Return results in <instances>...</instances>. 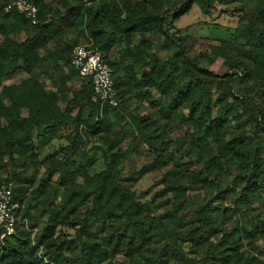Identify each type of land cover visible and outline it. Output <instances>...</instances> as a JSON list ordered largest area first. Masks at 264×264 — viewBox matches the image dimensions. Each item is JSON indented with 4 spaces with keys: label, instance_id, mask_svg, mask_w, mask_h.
<instances>
[{
    "label": "trees",
    "instance_id": "1",
    "mask_svg": "<svg viewBox=\"0 0 264 264\" xmlns=\"http://www.w3.org/2000/svg\"><path fill=\"white\" fill-rule=\"evenodd\" d=\"M13 1L0 0V186L37 232L18 225L0 264H264V0H27L36 25ZM229 5L231 40L187 45L177 21ZM80 44L110 66L116 106L72 65ZM134 156L159 177L147 199L124 172Z\"/></svg>",
    "mask_w": 264,
    "mask_h": 264
},
{
    "label": "rangeland",
    "instance_id": "2",
    "mask_svg": "<svg viewBox=\"0 0 264 264\" xmlns=\"http://www.w3.org/2000/svg\"><path fill=\"white\" fill-rule=\"evenodd\" d=\"M50 1V0H48ZM241 5H229V6H217V8L211 12V16H205L199 12L198 9L191 12L187 16L183 17L181 20L176 22V26L183 30V34L187 35V45L191 48H194L196 51L202 50L203 43H218L221 40H231L233 31H228L227 26L234 27L237 24V21L234 17L228 15L238 16L240 15ZM220 12L226 13L217 21L221 26H216L212 18L217 17ZM226 26V27H225ZM161 48L160 43L155 45V49L159 51L160 55H165V51ZM209 66V65H208ZM214 72L222 73L224 68L222 66V61L217 60L212 65L209 66ZM25 75L15 76L11 79H6V83H18ZM42 80L46 81V86L48 88H53V85L48 82L47 79L40 77ZM69 84L72 83L68 82ZM264 100V97H263ZM62 108L65 106L64 100L59 101ZM135 106V103L130 105L131 108ZM146 109V106L143 108ZM184 133V128L179 129L173 137L176 138ZM63 140L61 143L56 141L55 147L59 144H65ZM125 147H129L130 144L127 141ZM90 172L91 174L98 173L103 169V157L100 151L95 150L90 154L89 160ZM133 169H131V167ZM131 169V181L128 183L132 186L138 194L142 196V199H147L157 188L154 187V184L159 179L157 173L149 172L147 160L140 156H134L130 162L124 163V172H128ZM224 204V203H222Z\"/></svg>",
    "mask_w": 264,
    "mask_h": 264
},
{
    "label": "built area",
    "instance_id": "3",
    "mask_svg": "<svg viewBox=\"0 0 264 264\" xmlns=\"http://www.w3.org/2000/svg\"><path fill=\"white\" fill-rule=\"evenodd\" d=\"M86 1V0H84ZM7 11L16 10L30 19L33 25L38 24V9L36 5L27 0H15L7 7ZM71 63L79 76L90 79L95 94L100 98L102 106L117 105L114 82L110 66L103 60L100 53L87 44L76 46L71 54ZM25 205L13 198L12 185L0 186V245L7 237L16 233V227L23 225L32 233L33 243L37 229H29L28 222L22 218Z\"/></svg>",
    "mask_w": 264,
    "mask_h": 264
}]
</instances>
